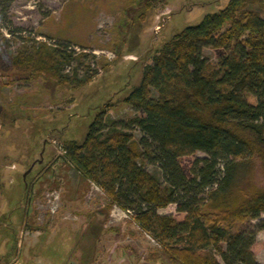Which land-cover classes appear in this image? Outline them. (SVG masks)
Masks as SVG:
<instances>
[{
  "label": "trees",
  "instance_id": "obj_1",
  "mask_svg": "<svg viewBox=\"0 0 264 264\" xmlns=\"http://www.w3.org/2000/svg\"><path fill=\"white\" fill-rule=\"evenodd\" d=\"M261 14L264 0H229L157 50L123 100L138 113L132 120L142 133L138 141L120 123L103 121L106 105L81 143L61 147L72 171L95 184L108 207L132 213L172 263L219 264L218 257L222 264H258L251 246L264 231V189L251 176L257 164L264 177ZM126 30L119 43L129 36ZM203 47L221 52L215 65L204 61ZM71 60L44 43L12 55L7 40L0 42V71L45 75L78 88L89 78L62 75ZM196 152L205 157L194 158L186 174L180 160ZM139 162L157 166L163 183ZM170 204L183 219L157 214ZM250 221H256L252 232L233 231Z\"/></svg>",
  "mask_w": 264,
  "mask_h": 264
},
{
  "label": "rangeland",
  "instance_id": "obj_2",
  "mask_svg": "<svg viewBox=\"0 0 264 264\" xmlns=\"http://www.w3.org/2000/svg\"><path fill=\"white\" fill-rule=\"evenodd\" d=\"M228 1L0 0V42L7 40L12 55L44 43L72 55L62 75L89 78L72 88L45 75L0 71V264H175L134 224L132 213L108 207L104 193L72 171L61 147L81 143L106 105L103 121L120 123L138 141L142 133L132 124L138 113L123 100L139 83L141 68L183 28ZM138 13L140 20L131 22ZM220 55L201 48L206 63L215 65ZM204 157L182 158V170L188 174L192 160ZM139 164L163 183L157 166ZM251 179L264 189L257 164ZM157 214L184 216L174 204ZM255 224L233 231L252 232ZM251 251L264 264V231L255 234Z\"/></svg>",
  "mask_w": 264,
  "mask_h": 264
},
{
  "label": "built area",
  "instance_id": "obj_3",
  "mask_svg": "<svg viewBox=\"0 0 264 264\" xmlns=\"http://www.w3.org/2000/svg\"><path fill=\"white\" fill-rule=\"evenodd\" d=\"M109 55H110V54H109ZM110 56L114 57L112 54H111ZM107 58H109V57H107ZM109 59H111V58H109ZM109 59H108V60H109ZM112 59H113V58H112Z\"/></svg>",
  "mask_w": 264,
  "mask_h": 264
},
{
  "label": "water",
  "instance_id": "obj_4",
  "mask_svg": "<svg viewBox=\"0 0 264 264\" xmlns=\"http://www.w3.org/2000/svg\"><path fill=\"white\" fill-rule=\"evenodd\" d=\"M23 178H24V175H23Z\"/></svg>",
  "mask_w": 264,
  "mask_h": 264
}]
</instances>
